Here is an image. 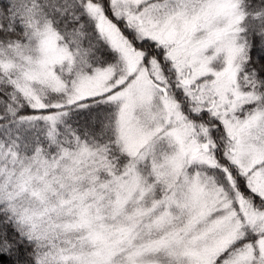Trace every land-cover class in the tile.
I'll use <instances>...</instances> for the list:
<instances>
[{"label": "snow or ice", "instance_id": "1", "mask_svg": "<svg viewBox=\"0 0 264 264\" xmlns=\"http://www.w3.org/2000/svg\"><path fill=\"white\" fill-rule=\"evenodd\" d=\"M0 264H264V0H0Z\"/></svg>", "mask_w": 264, "mask_h": 264}]
</instances>
